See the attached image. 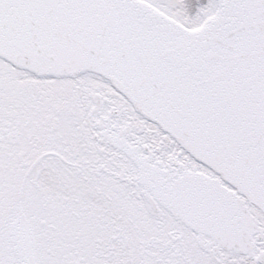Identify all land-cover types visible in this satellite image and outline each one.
<instances>
[{
    "label": "snow or ice",
    "instance_id": "6c2138e0",
    "mask_svg": "<svg viewBox=\"0 0 264 264\" xmlns=\"http://www.w3.org/2000/svg\"><path fill=\"white\" fill-rule=\"evenodd\" d=\"M0 264H264V0H0Z\"/></svg>",
    "mask_w": 264,
    "mask_h": 264
}]
</instances>
